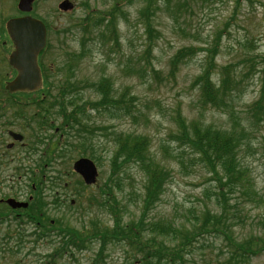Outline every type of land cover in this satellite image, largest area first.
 <instances>
[{"label":"rangeland","instance_id":"obj_1","mask_svg":"<svg viewBox=\"0 0 264 264\" xmlns=\"http://www.w3.org/2000/svg\"><path fill=\"white\" fill-rule=\"evenodd\" d=\"M62 1L39 0L34 11L35 15L51 26L49 49L44 57L45 63L52 69L50 79L52 88L48 89V95L51 93L56 96L67 83L81 88L84 84L87 87L90 82L96 83L102 77H110L115 84V93L120 94L126 88L130 89L129 97L135 98L131 104L137 107L135 112L138 119L132 120L129 117L111 119L103 113L101 115L94 113L88 122L94 132L92 136L83 132L80 135L72 132L70 137L65 134L63 145L66 144L57 147L58 155L63 158L58 157L57 165L51 170H46L44 174L55 180L48 181L46 199L50 202L55 195L54 189L49 191L52 186L65 184L66 190L63 189L62 195H69L68 207L73 205L74 207L69 208L68 214L52 210L49 214L50 220L57 221L63 218L66 222L64 225L72 228L73 226L82 228L83 222L88 224L91 219L111 223L109 215L96 206L87 212L82 211L88 206V200L97 188H88L84 184L80 176L74 173L73 163L81 157L94 160L100 173L98 187H102L105 182H109L112 172L111 161L117 148L112 141L113 135L124 132L146 136L150 140L152 152L172 174L161 201L150 211L148 220L188 222L187 216L199 215L204 208L202 203L207 201L205 190L210 188L211 182L208 181L204 170L190 169L186 173L179 165L177 160L180 157H187L188 150L172 137V134L181 133L175 120L178 117L187 122L200 120L222 129H226L231 120L227 113L205 108L200 101L198 91L200 88L196 78L200 77L201 68L208 56L205 52H197L194 58L179 66L175 78L169 76L170 60L182 47L193 45L204 49L205 47L201 46L211 43L217 32L223 30L221 53L216 55L214 61L219 64L218 68L225 64L238 66V72L240 71L238 80L241 81L240 101L233 104V121L236 122L239 117L247 118L245 111L258 99L261 87L258 77L248 72L247 60L252 58L258 62L260 57L264 56V0H243L238 9H235L234 0H189L188 7L178 15L170 11L166 14L161 5L162 8L158 10L153 20L158 36L149 58L151 64L149 67H154L162 75V80L158 82L153 80L151 71L150 74L141 75L136 68L140 61L138 58L141 59L142 66L146 65L142 56L148 49L146 26L138 13L141 4L122 5L123 14H120L121 18L117 24L122 50H112V42L103 47L101 33L95 30L93 40L86 43V51L83 57L78 59L73 55L82 52L81 42L85 33L80 27L77 32L73 25L80 26L83 18L87 15L95 16L100 11L102 17V10L107 9L112 0H71L75 3V8L69 12L59 10L58 5ZM17 2L18 0H0V25H4V21L9 18L20 15ZM173 18H178L179 22L176 23ZM228 23L230 26L226 29ZM179 28L185 32H179ZM174 30L178 33L176 34ZM122 54L132 55L129 62ZM216 74L213 73L214 80ZM48 97V101L52 102V97ZM93 97L91 90L84 89L85 100ZM26 112L27 118L33 121L30 117V112L33 110ZM56 112L57 108L53 109V116H56ZM54 119L52 122L54 121L55 125L52 128H58ZM258 129L259 126L252 128V133L255 132L250 141L252 146L248 148L245 145L247 150L242 147L241 157L242 167L249 168L258 192L264 197V154L260 140L261 134L264 135V124L260 130ZM242 130L250 132L249 127ZM84 137L87 138V149L81 147L85 143ZM55 140L61 142L60 133L55 136ZM69 144L71 146H68ZM90 146L93 147V151H88ZM32 169L35 171L34 168ZM31 170L26 171L27 178L24 183L30 190ZM41 175L40 170L34 179L42 181ZM118 179L121 185H117L115 191L125 206V221L137 220L141 216L142 211L139 206L146 193L144 175L138 168L132 167L114 177V180ZM247 200L248 198L239 194H233L228 200L235 213L241 214L244 220L248 218L247 224L243 221L236 223L234 227L242 237L250 235L251 227H256L258 222L264 221V203L257 206L254 202L248 204ZM71 201H74L72 205ZM213 202L214 199L209 207L219 211V207H215ZM33 230L34 226L28 223L24 227L15 222L9 225L0 223V264H43L50 253L63 246V239L49 237L52 233L48 237L36 239ZM21 239L24 240L23 244L19 243ZM221 245V240L216 239L214 235H204L189 256L190 261L198 264H223L226 259V249H221ZM100 246V242L89 241L88 247L82 251H75V256L68 259V262L65 256L59 259L55 251V256L58 257L56 261L59 259L57 264L141 262L142 255L132 251V258L124 251L127 246L116 242L108 244L105 256L101 259V256H98V253L101 254ZM97 259L99 260L96 261ZM163 263L168 262L163 261ZM251 264H264V256L255 258Z\"/></svg>","mask_w":264,"mask_h":264},{"label":"trees","instance_id":"obj_2","mask_svg":"<svg viewBox=\"0 0 264 264\" xmlns=\"http://www.w3.org/2000/svg\"><path fill=\"white\" fill-rule=\"evenodd\" d=\"M188 1L112 0L107 9L102 10V17L100 11L95 16L87 15L82 19L80 26L73 25L74 30L79 32L80 27L81 31L85 33L81 42L82 52L73 56L78 59L83 57L86 43L93 40L95 30H99L101 33L103 47L112 42V50H122L121 39L117 31L120 14H123L124 9L122 5L141 4L138 13L146 26L148 49L143 52L144 56H142L146 65L142 66L141 59L138 58L140 61L136 68L141 75L150 74L151 71L153 80L161 81L162 75L158 73V70L149 67L151 65L149 58L158 36L153 26L154 17L162 6L166 14H169L170 11V13L174 12L175 15H178L185 7H188ZM242 1L234 0L235 9H238ZM173 21L178 23L179 19L173 18ZM229 26L228 23L225 28L228 29ZM178 31L185 32L181 28ZM174 32L178 33L177 30ZM222 33L223 30L218 31L211 43L208 42L206 46H201L205 47L204 49L193 45L182 47L174 54L169 63V76L175 78L179 66L194 58L197 52H205L208 56L201 68L200 77L196 78L200 88L198 90L200 101L205 108L227 113L231 120L226 129L203 123L200 120L187 122L181 117L175 120L181 133L172 134V137L188 150L187 157L179 156L180 158L177 160L176 157V160L186 173L190 169L204 170L208 181L211 182L210 188L205 190L207 201L202 203L204 208L201 213L187 216L188 222L149 221L150 211L161 201L172 177L171 171L157 159V155L152 152L150 140L146 136L117 132L112 138L117 148L111 161L112 172L109 182H105L102 187L97 186L96 192L92 193L88 200V206L82 209L87 212L96 206L109 215L111 223L91 219L88 224L83 222L82 228L77 226L72 228L65 226L64 220H57L56 227L51 230L58 229L56 236L64 241L63 246H59L55 250L59 259L69 249L73 251L74 255L75 251L86 249L89 241H97L101 243L99 248L101 254L98 253L101 259L105 256L108 244L116 242L127 246L124 251L130 257L133 258L132 251H137L139 255H142L140 264H198L190 261L189 256L192 255L197 243L200 242V238L206 234H212L216 239L221 240V249H226V259L223 264H251L255 258L264 256V221L258 222L256 227L252 226L250 235L242 237L234 227L237 225L236 223H243V221L247 224L248 218L244 220L241 214L235 213L228 201L233 194H239L248 198V204L254 202L259 206L264 203V197L258 192L255 179L249 168L242 167L241 157L242 147L247 150L252 146L250 141L255 135V132L252 133V128L259 126L258 130H260L264 124V56H261L258 62L252 58L247 60L248 72L258 77L261 85L260 92L258 99L247 107V111H245L247 118L239 117L234 122L233 104L240 101L239 83L241 81L238 80L240 71L238 72V66L235 64H225L218 68L219 64L214 61L216 55L221 53ZM122 55L125 56V54ZM125 57L129 62L132 55ZM214 72L217 73L215 80L213 79ZM51 77L52 74L48 68L45 73L44 95L48 99V96H51L53 101H43L44 109L42 108L41 113L44 114L36 115L43 124L51 122L50 118L55 108H57L55 121L59 129L66 132L68 136L72 135V132L78 135L83 132L86 133L85 135L92 136L94 132L88 122L94 113L98 115L103 113L111 119L127 117L132 120L138 119L135 112L137 107L131 104L135 98L129 97L130 89L126 88L120 94L115 93V84L110 77H102L96 83L90 82L87 87L84 84L81 88L67 83L56 96L51 93L48 95ZM87 88L92 91L94 97L85 100L83 93ZM246 127L250 128V132L242 130ZM260 140L264 154L263 134H261ZM84 141L85 143L81 147L87 149L86 137H84ZM92 148L90 146L88 151H93ZM90 155L94 159V156ZM132 167L138 168L143 173L146 193L139 206L142 211L141 216L137 220L125 221L126 209L115 191L117 185H121L120 179L114 180V177ZM41 182L43 183L44 179ZM40 197L42 196L40 195ZM212 199H214V206L219 207V211L209 207ZM72 208L70 207V209ZM42 210L43 208H35L34 202L29 207L30 214L36 220H38V212L40 213ZM57 258L53 256L55 259L53 262L44 264H57L59 260L56 261ZM163 261L168 263H163ZM139 263L131 262V264Z\"/></svg>","mask_w":264,"mask_h":264},{"label":"flooded vegetation","instance_id":"obj_3","mask_svg":"<svg viewBox=\"0 0 264 264\" xmlns=\"http://www.w3.org/2000/svg\"><path fill=\"white\" fill-rule=\"evenodd\" d=\"M4 23V25H0V223L9 225L15 222L21 227L28 223L34 226L33 236L36 239L48 237L51 233L52 235L49 237L58 238L56 236L58 229L51 230V228L56 227V221L48 219L47 216L52 210L65 214L69 213V195H62L65 184L63 186L60 184L58 187L52 186L49 189V191L54 189L55 193L50 202L46 199L48 193L46 191L49 186L48 181L54 180L53 177L48 178L44 175L43 183L41 181L32 182L31 190L24 185L27 169L34 168L37 175L41 168H44L45 171L51 170L57 165L58 157H61L57 153V147L66 144L63 145L66 132H62L56 127L52 128L51 123L43 124L36 116L41 113L42 108L44 109L42 102L48 99L44 96L45 73L48 68L51 69L44 61L48 39L46 48L38 57V64L42 73L41 89L33 93L12 92L9 85L18 75L17 69L11 64V56L16 45L8 33L7 22L4 21ZM27 110H33L30 112L33 121L27 118ZM58 133H60V143L55 140ZM33 177L34 175L30 174V181ZM9 199L18 203H27L28 207L12 208L7 203ZM33 202H35L37 209L43 208L40 213L37 211L38 220L33 219L29 211ZM73 203L74 201H71V205ZM61 220L64 219L61 218ZM23 242L22 239L19 241L21 244ZM53 256H55V251L48 255L43 264L53 262L55 260ZM62 257L68 262V259L71 258V250L65 252Z\"/></svg>","mask_w":264,"mask_h":264},{"label":"water","instance_id":"obj_4","mask_svg":"<svg viewBox=\"0 0 264 264\" xmlns=\"http://www.w3.org/2000/svg\"><path fill=\"white\" fill-rule=\"evenodd\" d=\"M34 1L19 0V10L24 13L31 12ZM59 8L69 11L73 8V4L69 0H64ZM7 29L16 44V50L11 56V64L18 71V76L10 83L9 89L12 92L29 93L35 91L41 86V73L37 58L46 44V26L36 18L22 16L10 19L7 22ZM73 168L87 185H93L97 182L98 169L92 160L81 158L74 163ZM7 202L13 208L27 206L26 203H18L13 199H9Z\"/></svg>","mask_w":264,"mask_h":264}]
</instances>
